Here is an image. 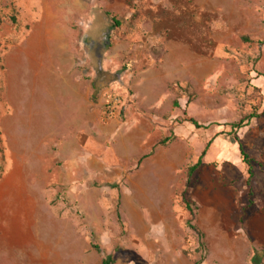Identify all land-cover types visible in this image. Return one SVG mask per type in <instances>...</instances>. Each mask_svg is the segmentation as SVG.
I'll return each instance as SVG.
<instances>
[{
  "label": "rangeland",
  "instance_id": "rangeland-1",
  "mask_svg": "<svg viewBox=\"0 0 264 264\" xmlns=\"http://www.w3.org/2000/svg\"><path fill=\"white\" fill-rule=\"evenodd\" d=\"M257 252L264 0H0V264Z\"/></svg>",
  "mask_w": 264,
  "mask_h": 264
},
{
  "label": "trees",
  "instance_id": "trees-1",
  "mask_svg": "<svg viewBox=\"0 0 264 264\" xmlns=\"http://www.w3.org/2000/svg\"><path fill=\"white\" fill-rule=\"evenodd\" d=\"M114 22H115V25H112L113 27L114 26H119L121 24L118 20H114ZM93 84H94V94H93V98L96 99L97 98L98 91H99V86H98L97 81H94ZM107 107L110 108L111 105L110 104H107ZM257 114L258 113H256V115H250L248 118L254 117V116H258ZM189 120L193 124H195L197 127H200L198 121L195 120L194 118H190ZM246 126H248V124H244V121H241V122H238V123H234L232 125V128H231V134L237 133L238 129L243 128V127H246ZM169 139L170 138L168 137L166 139L161 140L160 142H158V145H160V144L161 145L162 144H166V142H168ZM234 140L239 143V146H240V154H241L242 159L244 160V162H247L248 165H249V174H250V176L248 178L247 184H248L249 187H251V178L253 177V171H252V167L250 166L249 155L246 153L242 142H240V139L235 136L234 137ZM207 148H208V145L203 150V152L201 153V155L198 158L197 162L195 164H193L192 166L189 167V169H188V178H189V181L192 179V176L194 175V173L197 172L201 168V166L203 164L204 156L206 155ZM147 156H148V154L145 155V156H143V158H145ZM252 195H253V190L251 189V191L249 193V196H252ZM184 200H185V202H186L187 207L189 208V210L194 215H196L197 212L195 211L196 210L195 202L187 199L186 197H184ZM249 204H253V200L251 199V197H250ZM194 220H195V217H194ZM189 225H190V227L193 230H195L199 234V236L201 238H203V235L204 234L201 231V229L198 227L197 224L193 223L192 221H189ZM94 247L97 248V249H100V246L98 244H94ZM262 259H263L262 254L260 252H257L256 257H255V263L256 264H262ZM114 263H115V258L112 255H106V256H104L101 264H114ZM196 264H202V262L201 261H197Z\"/></svg>",
  "mask_w": 264,
  "mask_h": 264
},
{
  "label": "bare ground",
  "instance_id": "bare-ground-1",
  "mask_svg": "<svg viewBox=\"0 0 264 264\" xmlns=\"http://www.w3.org/2000/svg\"><path fill=\"white\" fill-rule=\"evenodd\" d=\"M43 44V43H42ZM56 48V47H55ZM34 65V64H33Z\"/></svg>",
  "mask_w": 264,
  "mask_h": 264
}]
</instances>
